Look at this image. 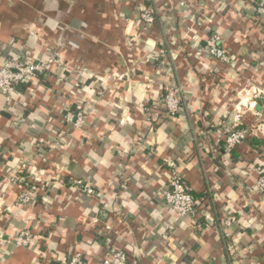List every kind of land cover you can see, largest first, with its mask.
<instances>
[{"label": "crops", "instance_id": "1", "mask_svg": "<svg viewBox=\"0 0 264 264\" xmlns=\"http://www.w3.org/2000/svg\"><path fill=\"white\" fill-rule=\"evenodd\" d=\"M259 1L0 0V61L54 60L13 102L0 95V264H68L77 253L100 264L112 247L129 264H264ZM213 34L225 62L204 53ZM169 86L181 98L173 117L161 102ZM79 109L82 127L65 119ZM236 123L251 132L229 151L225 127ZM170 162L195 217L164 203ZM74 179L95 195L71 189ZM22 233L30 244H18Z\"/></svg>", "mask_w": 264, "mask_h": 264}, {"label": "built area", "instance_id": "2", "mask_svg": "<svg viewBox=\"0 0 264 264\" xmlns=\"http://www.w3.org/2000/svg\"><path fill=\"white\" fill-rule=\"evenodd\" d=\"M256 11L264 14V0H260ZM142 20L145 22H154V14L152 11L147 10L142 15ZM204 53L216 60L225 62L228 60V50L223 44V39L219 34H213L206 39ZM53 59L38 60H22L20 57L10 55L0 61V95L6 97L7 102H13V95L17 93V89L21 85L37 83L41 80L42 76H46L51 71V62ZM264 64V62H263ZM58 66L61 67L59 63ZM178 88L175 86L166 87L164 96L162 97L163 107L167 110L171 117L178 114L181 98L177 94ZM65 119L67 122L82 127L87 119V113L79 109L77 112H69L66 114ZM226 134L224 138V146L227 150L232 151L240 144H242L249 136L250 129L241 127L238 123L231 126H226ZM43 156L46 158L47 153L43 151ZM172 168L171 176L168 180V187L163 192L162 197L166 207L174 211L178 216L185 218H192L198 214L197 201L193 196L190 187L184 180L182 174L177 170L174 162H170ZM70 188L78 193H85L90 197L95 195V186L89 180L74 179L70 183ZM257 191L264 199V177L260 178L257 183ZM37 191V187H32L31 190L24 191L20 195V203L22 205L30 203L33 196ZM203 211V209H202ZM205 214V211H203ZM237 222L236 214H230L225 220V227H231L232 224ZM108 245L111 246V240ZM20 245H28L31 243V236L29 233H22L17 238ZM229 252L233 251V245H227ZM130 257L127 251L112 247L106 252L100 264H129ZM68 264H87L83 255L77 253L71 257Z\"/></svg>", "mask_w": 264, "mask_h": 264}, {"label": "trees", "instance_id": "3", "mask_svg": "<svg viewBox=\"0 0 264 264\" xmlns=\"http://www.w3.org/2000/svg\"><path fill=\"white\" fill-rule=\"evenodd\" d=\"M256 141L261 142L259 139H256ZM255 142V141H254Z\"/></svg>", "mask_w": 264, "mask_h": 264}]
</instances>
